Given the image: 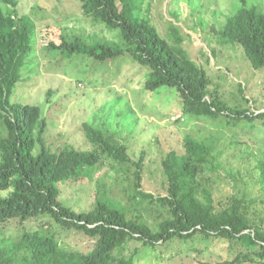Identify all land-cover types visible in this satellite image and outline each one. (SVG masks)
<instances>
[{
	"label": "trees",
	"instance_id": "1",
	"mask_svg": "<svg viewBox=\"0 0 264 264\" xmlns=\"http://www.w3.org/2000/svg\"><path fill=\"white\" fill-rule=\"evenodd\" d=\"M55 1L65 6L61 11L53 7L56 15L68 16L78 9L82 17L117 35L112 41L88 44L82 34L67 36L62 27L47 26L42 40L45 51L98 63L126 58L128 70L142 72L146 92L175 91L186 114L222 120L231 128H254L256 121L264 126V112L255 113V101L246 97L241 83H237L236 103L232 106L225 100L220 85L208 73L210 58L206 56L204 64L191 58L177 25L171 22L167 34L160 33L163 16L151 13V0ZM0 2L10 8L8 13L0 10V264H135L132 258L114 255L129 240L168 249L196 237L222 239L246 248L232 264L251 260L264 264V159L249 147H238V156L247 160L241 162L242 169L259 185L260 195L250 196L247 188L242 189L247 184L240 174L224 170L234 192L217 201L213 176L223 168L217 137L186 138L181 153L171 149L162 160L164 194L157 196L142 190L146 151L133 158L127 145L111 141L92 125L83 126L89 150L49 145L40 107L13 100L15 88L25 80L21 71L34 49L36 25L31 16L19 14L15 0ZM239 2L243 7L215 31L217 41L241 50L252 69L261 71L264 13L247 7L246 0ZM213 55H217L215 49ZM252 169L256 175L250 176ZM108 171L116 178L113 187L120 196L101 177L97 179ZM86 178L96 179L98 187L90 208L77 212L61 202L59 187ZM5 192L9 194L1 196ZM143 211L151 212L152 224ZM43 219H48L42 225L43 233L37 228L10 229ZM71 234L85 238L84 251L73 250L62 241Z\"/></svg>",
	"mask_w": 264,
	"mask_h": 264
},
{
	"label": "rangeland",
	"instance_id": "2",
	"mask_svg": "<svg viewBox=\"0 0 264 264\" xmlns=\"http://www.w3.org/2000/svg\"><path fill=\"white\" fill-rule=\"evenodd\" d=\"M15 1L20 15H30L36 30L33 52L21 71L25 80L15 88L13 100L22 105L40 107L45 121L43 135L49 145H72L79 150H89L91 145L83 126L92 125L103 131L111 141L127 145L133 158H139L142 151H146L147 170L143 176L142 190L157 196L158 192L164 194L161 185L162 160L171 149L181 153L186 138L202 141L217 137L218 148L223 151L219 156L223 168L213 176L217 201L234 192L233 183L226 179L224 170L233 175L240 174L247 184L242 189L247 188L250 196L260 195L259 185L252 183V177L249 179L242 169L241 162L247 160L238 156L237 149L249 147L257 157L264 159V126H261V122L256 121L254 128H231L222 120L186 114L175 91L146 92L141 84L142 72L137 74L128 70L126 58L98 63L81 57L64 59L57 51L49 53L42 49L47 26L62 27L67 36L82 34L88 44L100 40L112 41L117 31L113 32L82 17L78 9L68 16L56 15L53 7L61 11L65 6H60L55 0ZM246 3L247 7L255 6L264 13V0H246ZM149 7L154 16H163L160 33L167 34V27L172 22L185 37L183 47L191 58L202 64L206 56L210 58V66L206 67L208 73L214 79V84L220 85V92L230 105L236 103L237 83H241L245 87L246 97L251 102L255 101V113L264 112V69L253 70L241 50L221 46L215 33L225 25L230 15L243 7L239 0H151ZM9 9L0 2L3 13H8ZM102 64L107 65L100 66ZM252 174L256 175L253 169L250 176ZM99 177L110 189L114 188L116 178L111 177V172L108 171L107 175L101 173L97 179ZM97 187L96 179L69 180L59 187L60 200L77 212L86 211L90 208ZM114 190L119 194L116 188ZM7 194L9 192L1 196ZM142 215L152 224L151 212L143 211ZM43 220L13 225L10 229L23 232L37 228L43 233L42 225L48 219ZM62 241L73 250L85 249V238L71 234L63 237ZM185 241L164 249L160 245L148 247L129 240L125 248L116 250L114 255L117 258H132L135 264H232L241 252H247L246 248L222 239L206 241L196 237L192 241ZM240 264L260 263L251 260Z\"/></svg>",
	"mask_w": 264,
	"mask_h": 264
},
{
	"label": "clouds",
	"instance_id": "3",
	"mask_svg": "<svg viewBox=\"0 0 264 264\" xmlns=\"http://www.w3.org/2000/svg\"><path fill=\"white\" fill-rule=\"evenodd\" d=\"M17 6H18V4H17ZM18 10V9H17ZM20 14V13H19ZM26 16H30V15H26Z\"/></svg>",
	"mask_w": 264,
	"mask_h": 264
}]
</instances>
